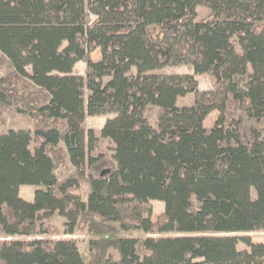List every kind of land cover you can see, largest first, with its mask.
I'll list each match as a JSON object with an SVG mask.
<instances>
[{
	"label": "trees",
	"instance_id": "16d2710c",
	"mask_svg": "<svg viewBox=\"0 0 264 264\" xmlns=\"http://www.w3.org/2000/svg\"><path fill=\"white\" fill-rule=\"evenodd\" d=\"M0 104L32 120L0 121V264H264V242L236 234L264 231V0H0ZM96 114L111 116L85 128ZM53 211L93 236L86 256L39 221Z\"/></svg>",
	"mask_w": 264,
	"mask_h": 264
},
{
	"label": "rangeland",
	"instance_id": "374dc122",
	"mask_svg": "<svg viewBox=\"0 0 264 264\" xmlns=\"http://www.w3.org/2000/svg\"><path fill=\"white\" fill-rule=\"evenodd\" d=\"M235 4L242 5L243 0H235ZM210 12L209 8L203 4H198L196 6V20L200 19L203 16H206ZM93 18V16H91ZM159 27L157 24H149L146 25L141 34V38L144 42H150L156 39V33ZM91 58L95 59L99 55V50H94L91 52ZM77 68H81L83 66V61H78L76 64ZM163 72L171 73H193L189 64H169L161 68ZM197 80V88L199 90H207L211 88L210 78L207 74H197L194 75ZM194 94L187 93L183 96H179L176 100L178 105H188L193 101ZM220 111L217 109L211 110L203 120V125L211 126L214 122V119L219 116ZM111 114H96V115H86L84 119V127L85 128H93L94 130H99L103 125L105 119ZM3 120L5 124L12 128H28L32 124V120L29 115L22 112L19 108L14 106H4L0 104V121ZM255 127L259 130L260 137L264 139V119H261L258 123H256ZM107 147V140L103 139L101 143L97 144L96 147L91 151V154H97L100 148ZM111 151V150H110ZM73 167L70 163H66L65 170L71 171ZM30 188H36L34 185H27ZM27 186L21 188V193L23 195L27 194L28 191L25 188ZM32 190V189H31ZM80 193L83 199H86L87 194L90 190L89 184L87 182H81L79 186ZM20 192V190H19ZM251 195H255L254 189H251ZM149 205L151 206V218L155 220L156 217L163 211V202L157 199L149 200ZM39 221L48 222L54 224L60 230L59 234H55L53 238H71L74 239L79 247L81 253L86 256L88 249L90 247V240L93 239V236L88 233L86 227H75L72 233H65L68 228L66 224L65 217L61 216L57 211H53L49 213L46 217H39ZM120 235L127 236H135L139 238V240L143 239L146 236V233L140 229H129V230H120ZM237 235H249L252 241L254 242H264V231L257 230L251 232H237ZM48 234L38 235L33 234L29 237H19V238H32V237H48ZM237 247L240 249L248 248L247 244L243 241H239L237 243Z\"/></svg>",
	"mask_w": 264,
	"mask_h": 264
},
{
	"label": "crops",
	"instance_id": "0c3cea01",
	"mask_svg": "<svg viewBox=\"0 0 264 264\" xmlns=\"http://www.w3.org/2000/svg\"><path fill=\"white\" fill-rule=\"evenodd\" d=\"M77 63H78V61L74 64L73 69L76 70L78 73H80V74L83 75V73H84V69H85V63L83 62V66H81V68H77V66H76ZM110 116H111V115H110ZM25 186H27V185H21V186L19 187V190H20L19 194H20L23 198H25V199L32 200V199H33V192H34L35 188H30V187L27 186L28 188H25V190H27L28 193L25 194V195H23V194L21 193V188H22V187H25ZM32 186H33V185H32ZM35 187H36V186H35ZM31 189H32V190H31Z\"/></svg>",
	"mask_w": 264,
	"mask_h": 264
},
{
	"label": "water",
	"instance_id": "95a60500",
	"mask_svg": "<svg viewBox=\"0 0 264 264\" xmlns=\"http://www.w3.org/2000/svg\"><path fill=\"white\" fill-rule=\"evenodd\" d=\"M104 172H105V170H102V171H101V174H103Z\"/></svg>",
	"mask_w": 264,
	"mask_h": 264
}]
</instances>
